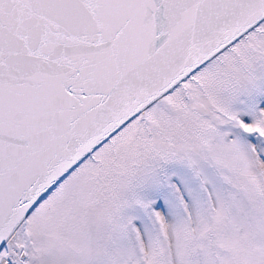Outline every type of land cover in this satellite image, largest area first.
I'll return each mask as SVG.
<instances>
[{
  "label": "snow or ice",
  "instance_id": "snow-or-ice-1",
  "mask_svg": "<svg viewBox=\"0 0 264 264\" xmlns=\"http://www.w3.org/2000/svg\"><path fill=\"white\" fill-rule=\"evenodd\" d=\"M0 264H264V0H0Z\"/></svg>",
  "mask_w": 264,
  "mask_h": 264
}]
</instances>
